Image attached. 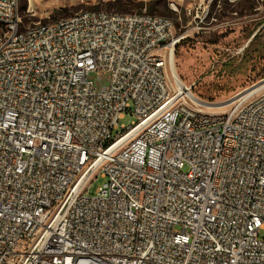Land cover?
I'll list each match as a JSON object with an SVG mask.
<instances>
[{"label":"built area","instance_id":"2783aa9c","mask_svg":"<svg viewBox=\"0 0 264 264\" xmlns=\"http://www.w3.org/2000/svg\"><path fill=\"white\" fill-rule=\"evenodd\" d=\"M174 38L146 6L25 26L0 0V264H264V87L196 103Z\"/></svg>","mask_w":264,"mask_h":264},{"label":"rangeland","instance_id":"374dc122","mask_svg":"<svg viewBox=\"0 0 264 264\" xmlns=\"http://www.w3.org/2000/svg\"><path fill=\"white\" fill-rule=\"evenodd\" d=\"M118 1L20 0V15L23 24L28 26L54 21L80 10L139 12L146 6L152 14L174 19V66L199 98L207 102L227 101L264 78L261 48L264 45V0ZM253 31L258 37L250 44ZM90 78L102 89L109 84L110 73L101 71L91 74ZM208 110L226 111L227 108ZM134 121L135 115L127 111L119 125L129 126ZM107 181L100 174L96 175L87 193L97 194Z\"/></svg>","mask_w":264,"mask_h":264},{"label":"bare ground","instance_id":"6f19581e","mask_svg":"<svg viewBox=\"0 0 264 264\" xmlns=\"http://www.w3.org/2000/svg\"><path fill=\"white\" fill-rule=\"evenodd\" d=\"M170 64L172 67V71L174 73V80L179 88V90L182 93L187 94L193 101H195L196 103H201V104H206V105H210V106H216L219 107L221 105H223L224 103H226V101L223 102H207L201 98H199L196 94L193 93L192 90H190V88L188 87V85L181 79V77L179 76L176 67L174 66L175 60H174V54H173V49L170 53ZM264 87V80L259 82L258 84L248 88L247 90H245L244 92H242L241 94L237 95L236 97L229 99L230 101L240 97V96H249L253 93H255L256 91L260 90L261 88ZM228 101V100H227Z\"/></svg>","mask_w":264,"mask_h":264},{"label":"trees","instance_id":"16d2710c","mask_svg":"<svg viewBox=\"0 0 264 264\" xmlns=\"http://www.w3.org/2000/svg\"><path fill=\"white\" fill-rule=\"evenodd\" d=\"M118 2L120 3V2H122V1H121V0H119ZM149 10H150V11H152V10H153V8L151 7V5H150V7H149ZM118 12H124V11H118ZM254 32H255V31H253V32H252V34L250 35V37H249V38H251V37L253 36ZM257 37H258V34H256V35H255V36L252 38V40H251V43H250V44H252V43L255 41V39H257ZM250 44H249V45H250ZM261 48L263 49V52H264V45H262V47H261Z\"/></svg>","mask_w":264,"mask_h":264},{"label":"water","instance_id":"95a60500","mask_svg":"<svg viewBox=\"0 0 264 264\" xmlns=\"http://www.w3.org/2000/svg\"><path fill=\"white\" fill-rule=\"evenodd\" d=\"M255 35H256V33L251 38H253Z\"/></svg>","mask_w":264,"mask_h":264}]
</instances>
